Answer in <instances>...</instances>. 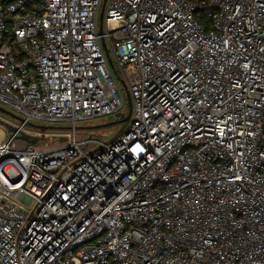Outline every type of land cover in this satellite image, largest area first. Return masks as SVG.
<instances>
[{
  "label": "built area",
  "instance_id": "built-area-1",
  "mask_svg": "<svg viewBox=\"0 0 264 264\" xmlns=\"http://www.w3.org/2000/svg\"><path fill=\"white\" fill-rule=\"evenodd\" d=\"M0 107V264H264V0H0Z\"/></svg>",
  "mask_w": 264,
  "mask_h": 264
},
{
  "label": "rangeland",
  "instance_id": "rangeland-1",
  "mask_svg": "<svg viewBox=\"0 0 264 264\" xmlns=\"http://www.w3.org/2000/svg\"><path fill=\"white\" fill-rule=\"evenodd\" d=\"M110 58L115 65L112 54ZM118 88L123 101L124 111L117 114L116 116L97 118L90 121L89 123L79 122L76 125V141L81 143L80 149L84 153L96 151L100 147L99 144L110 143L116 134L126 129L129 125L131 118L127 122L119 123V121L123 120L128 114L129 107L126 91L120 82ZM0 108L9 113V115H7L0 112V144H2L7 141L10 134L4 124L17 127L20 123L19 120L12 118L10 115H13L18 119H20V117L3 107ZM68 127V124L60 125L59 123L32 121L26 127L25 134L31 137H38L40 135V131L44 130L46 133L45 140H38L37 147L39 149H43L45 148V144L48 142V140H51L52 143L48 145V148L53 149L61 145L59 143V139L64 138L67 135Z\"/></svg>",
  "mask_w": 264,
  "mask_h": 264
},
{
  "label": "water",
  "instance_id": "water-1",
  "mask_svg": "<svg viewBox=\"0 0 264 264\" xmlns=\"http://www.w3.org/2000/svg\"><path fill=\"white\" fill-rule=\"evenodd\" d=\"M101 18H102V13H100V15H99V21H101ZM100 30H101V28H100ZM127 101H128V107H129V109H128V114L126 115V117H125L123 120L119 121V123L127 122V121L129 120V118H130L131 103H130V99H129V97L127 98ZM0 112L3 113V114H7V115H9V113H7L5 110H3V109H1V108H0ZM10 116H11L12 118L16 119V117H14L13 115H10ZM0 123H1V122H0ZM4 126L7 128V130H8L9 132H12V133L15 132V128H14V127L9 126V125H6V124H4ZM20 137H21L22 139H25V140L29 141L31 144H35V143L37 142V139H36V138H30L29 136H27V135H25V134H22Z\"/></svg>",
  "mask_w": 264,
  "mask_h": 264
}]
</instances>
